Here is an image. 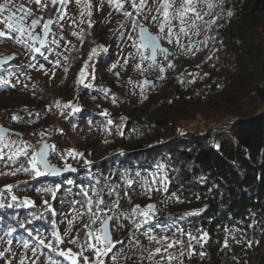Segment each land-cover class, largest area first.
<instances>
[{
    "label": "trees",
    "instance_id": "obj_1",
    "mask_svg": "<svg viewBox=\"0 0 264 264\" xmlns=\"http://www.w3.org/2000/svg\"><path fill=\"white\" fill-rule=\"evenodd\" d=\"M211 2L216 6L208 20L215 17L216 23L210 26L205 37L204 56L194 64L181 61L177 72L164 81V91L160 95L148 94L150 102L141 114L135 111L127 116L122 113L109 116L105 105L94 110L84 103L86 97L108 96L107 83L103 84L100 77L101 70L110 61L108 39L96 31L94 0H88L91 8L86 9V13L91 11V16H86L83 42L77 46L79 52L72 53V70L67 72L70 81L66 89L70 94L46 91L43 108L24 110L21 115L24 120L32 121L29 123L32 130L41 138L48 137V133L54 139L67 138L68 122L86 117L98 121L101 130L115 142L101 159L93 162H89L83 152L75 158L60 156L63 167H76L74 172L60 176H36L31 172L8 175L0 184V202L13 204V207L0 208L1 234L17 239L23 248L28 241L25 250L37 247L46 262L51 256L60 264H70L65 258L38 246L34 237L39 234L47 242L52 239L54 229L63 235L69 223L68 213L76 216L77 211H84L81 205L86 198L82 190L93 200L95 190L105 201L100 205L103 211L98 213L101 219L112 214V225L117 220L122 225L120 235L114 234L115 247L103 257L104 264H113L119 248L125 245L141 247V242L145 241L148 246L153 243L162 246L150 241L149 236L183 241V245L173 247L182 248L184 252L177 264L181 261L182 264H251L253 248L264 244V0ZM228 12L232 15L228 16ZM98 46H105L106 51L102 49L94 58L93 76L87 83H80V72ZM7 86L0 83V91H6ZM195 96L201 101L210 99L211 105L200 108L194 101ZM75 100L80 111L72 110V105L64 107ZM56 102L60 103L59 108ZM61 113L57 124L56 116ZM198 113L204 116L206 128H184L182 123L193 120ZM219 124L229 128L233 140L224 138L217 143L219 134L227 135L219 130ZM133 131L143 133L146 139L130 142ZM22 163H26L25 158L19 159L12 170ZM129 174L136 181L145 177L148 189L119 216L120 203L118 206L111 203L108 191L118 177L125 178ZM69 180L73 183L69 184ZM6 185L13 186L11 191ZM48 189H52L55 196ZM12 196L17 200L12 201ZM25 199L33 204L23 206ZM136 205L140 207L133 213ZM148 205H153L154 210L145 222L139 213ZM192 212L198 214L189 215ZM98 227L99 224L95 228ZM9 230H12L10 234ZM204 232L208 233L206 242L189 239V233L199 238ZM64 239L65 243L59 247L67 250L71 246L67 240L71 238ZM85 255L93 258L91 252ZM256 263L264 264L258 259Z\"/></svg>",
    "mask_w": 264,
    "mask_h": 264
},
{
    "label": "rangeland",
    "instance_id": "obj_2",
    "mask_svg": "<svg viewBox=\"0 0 264 264\" xmlns=\"http://www.w3.org/2000/svg\"><path fill=\"white\" fill-rule=\"evenodd\" d=\"M47 2V0H43ZM88 0H82L80 4H77L76 0H64L63 4H57L52 6L49 4L46 8H40L33 2L29 3L28 0H12L9 4V8L16 15L22 13L18 11L19 7L23 5L25 9H29L32 15L27 18L26 23H30L33 19L41 18V23L35 26V31L42 35V26L47 19H52V32L47 40V45L41 48L44 55L36 53L30 50L25 44L16 43L14 39L0 38V57L8 54L15 53L16 58L10 62L5 69L0 71V79L8 80L10 83L7 86L6 91H0V122L5 126L12 128L14 132H10L3 140H0V149L3 150L4 159L0 160V173H9L16 165L10 163L7 160V156L11 154V149L5 147V145H11L15 142L19 145L21 142H26L38 148L41 145V141L44 139L51 140L52 155L50 160L53 164L62 166V160L60 156L68 155L69 149H74L75 152H82L88 157L89 162L101 159V157L107 153L108 148L114 144L115 139L101 130L100 123L94 119H87L86 117H77L76 119L69 121L66 130L67 138L54 139L51 134L48 133V137L41 138L37 133L32 130V122L29 118L23 119L21 111H36L41 109L46 104L44 97L46 91L62 92L63 95H69L66 87L70 81V75L68 70H72L71 56L79 52L81 41L84 38L85 23H86V8L84 6ZM179 0H177V3ZM5 3V0H0V4ZM95 6L92 10L93 15H97L98 26L96 31L103 34L108 39L109 51L108 55L110 61L106 64V67L101 70L100 81L105 86L107 97H86L85 104L89 108L98 110L100 106H104L105 112L110 116L123 115L127 116L129 113L133 114L137 111L141 114L146 105L150 102L148 94L160 95L164 91V81L168 79L171 74L177 72V67L181 61H187L189 64H194L199 61L207 51V45L204 43L208 27L201 24L199 28V35L189 34L188 36H181L180 44L175 42L172 44L162 41V43L170 48V55L165 59L164 54H159L157 58V65L149 67V62L144 61L143 67L147 68V71H141L136 65L140 63L139 52L134 48L133 40H129V34L133 36L134 40L137 37L138 29L136 32L132 31L131 20H124L122 12H118L114 6L108 3V0H94ZM156 5L153 0H147V8L137 15L129 3L124 4V10L133 12L132 19L137 20L144 26L150 27L153 33H157V23L152 21L151 16L156 15L154 9ZM202 14L208 12L204 5H201ZM148 8L153 9L149 14ZM81 12H85V15L81 16ZM6 11L3 15H7ZM212 10L209 15L204 17L205 21L211 17ZM2 19V17H0ZM81 20L84 22L81 23ZM178 31V29H177ZM78 35H73V33ZM63 37V39H61ZM78 37H82L78 38ZM59 41V45L52 43L53 40ZM138 42V41H137ZM37 47H40L36 43ZM105 47V46H104ZM104 47H96V54L91 55L90 59L85 62L83 67L86 76L83 81H87L93 76L95 72L96 55L100 54ZM191 47V51H189ZM73 53V54H72ZM149 53L145 51V55ZM47 56V59L44 58ZM35 57V59H33ZM67 57V59H65ZM59 60V64L54 62ZM168 63H172L174 67H167ZM44 67L41 68L40 66ZM163 67V71H161ZM67 69V71H65ZM152 80V84L144 83L142 80ZM105 79V80H104ZM201 79V76H200ZM14 85V86H13ZM77 95V94H76ZM147 97V98H145ZM77 99V98H76ZM194 101L198 102L200 108L204 109L211 105L210 99L200 100L198 96H195ZM72 105V110L75 108L81 109L78 100L68 102ZM130 114V115H131ZM59 114L56 116L55 123L58 124L60 120ZM18 117V120H14L12 117ZM66 119V117H65ZM204 116L198 113L193 120L184 121L183 127L189 130H204L206 128ZM54 123V124H55ZM221 124H219L220 126ZM223 125V124H222ZM229 129V128H228ZM131 131V130H130ZM54 131H52V134ZM226 134H219L217 143H220L222 139L233 140L231 132L225 131ZM146 135L139 131L131 132L130 142L137 143L144 141ZM31 154V149L29 150ZM80 156V155H78ZM23 157L20 158V160ZM7 165V166H6ZM8 175H0V184L6 179ZM128 181H131V187H129ZM147 179L139 177L134 180L133 175H127L125 178L118 177L115 184L109 189L111 192V203L118 202L120 207L117 210V214L121 216L124 213L127 205L137 198L147 188ZM93 193V191H92ZM120 209V210H119ZM69 221H72L70 225L67 223L66 229H71L67 239L74 236H79V243H83L85 240L84 224L89 223V217L83 215L81 218H77V215H71L68 213ZM99 224V223H97ZM96 225L93 227L95 228ZM113 233L120 235L122 225L120 222L112 225ZM94 242V241H93ZM115 242L117 239L115 237ZM142 241L140 245H125L118 250V256L113 264H138L145 261V264H169L166 259H162L163 256L172 255L178 257L172 260L170 264H177L178 259L182 258L180 255L183 252L182 248H169L165 254L163 251L160 254L155 255L152 259H149V253L154 252L157 245L150 244ZM162 247V246H160ZM73 251L77 248L76 245L69 247ZM68 248V249H69ZM0 253H4L0 256V264H20L21 260H24V264H32V260H36V264H49L45 261V258L39 252L36 256H33L31 250H25L23 245L13 238H9L0 232ZM251 264H257V259L264 263V244L251 252ZM38 257V259H37ZM140 258V259H139ZM92 259V258H91ZM185 259V258H184ZM150 260V261H149Z\"/></svg>",
    "mask_w": 264,
    "mask_h": 264
},
{
    "label": "snow or ice",
    "instance_id": "obj_3",
    "mask_svg": "<svg viewBox=\"0 0 264 264\" xmlns=\"http://www.w3.org/2000/svg\"><path fill=\"white\" fill-rule=\"evenodd\" d=\"M12 0H5V3L0 4V38L5 39H14L16 43L25 44L30 50L40 53L44 55L41 51V47L45 46L47 43L46 37L50 32V25L53 23V20L49 19L48 21L43 23L42 26V35L35 32V26L41 23V18L33 19L30 23H26L27 18L32 15L31 10L25 9L23 5H21L18 9L22 14L16 15L15 12H12L9 8V4ZM29 3L33 2V0H28ZM35 4H37L40 8H46L49 4L52 6H56L57 4H63L64 0H47V2H43V0H34ZM77 4H80L82 0H76ZM108 3L115 7L118 12H122L124 17L131 20L132 31L137 33V37L134 40L133 36L129 34L128 39L133 40V47L136 48L139 52L140 63L136 65L140 70L147 71L148 69L143 67V62L148 61L149 67L157 65V55L164 54L165 59L170 55L169 50L166 47L162 46V41H166L169 44L176 43L180 44L181 36H188L190 33L193 35H199V28L201 24L205 27L210 28L211 25L216 23V18L214 17L210 21H205L204 17L209 15L211 10L216 6L211 0H153V3L156 5L154 11L156 15H152V21L157 23L158 31L156 34H153L147 27L143 24L139 23L137 20L132 19L133 12L124 10V4L129 3L133 11L139 15L141 14L145 8H147V0H108ZM201 5H204L209 11L203 12L201 10ZM86 9L91 8V4L85 2L84 4ZM149 14L152 13L153 9H147ZM8 12L7 15H3L5 12ZM88 16H91V11H87ZM85 15V12H81V16ZM232 12H228V16H231ZM84 21L81 20V23ZM91 21H89V27H91ZM178 29V31H177ZM73 35H78L77 33H73ZM81 38L82 37H78ZM63 39V37H61ZM138 41V42H137ZM36 43H38L41 47H37ZM52 43L59 45V41L53 40ZM206 43V41H204ZM106 51V49H103ZM191 51V47L188 49ZM145 51L149 54L145 55ZM96 54V50H92V55ZM47 59V56H44ZM91 58V57H90ZM35 59V57H33ZM67 59V57H65ZM55 64H59L60 61L56 60ZM41 68L44 66L41 65ZM167 67L172 68L174 65L172 63H168ZM163 71V67L160 69ZM67 71V69H65ZM86 76V73L82 69L80 72V83H83V78ZM3 84H9L10 81L3 80L0 81ZM14 86V85H13ZM87 86V85H86ZM147 98V97H145ZM56 107H60V103L56 102ZM65 108L71 107L70 104H65ZM50 110V109H49ZM75 111H80L79 108H75ZM63 114V113H61ZM106 114V113H105ZM14 120H18V117L13 116ZM109 123H112L109 121ZM7 132L6 129L0 128V140H3L4 134ZM41 136L44 134L41 133ZM5 147H9L11 149V154L7 156V160L10 163L18 162L21 157L25 158L26 163L20 164L19 168L12 170L9 173H0V175H16L18 172L25 173H34L36 176L45 175V174H59V169L54 166H50L47 160L49 145L41 141V146L39 148H33L32 145L27 144L26 142H21L17 145L15 142H12L11 145H5ZM31 149V154L29 150ZM54 150V146L53 149ZM68 155L75 158L77 155H82L81 153L75 152L74 149H69ZM4 159L3 150L0 149V160ZM7 166V165H6ZM30 166V167H29ZM70 168V166H67ZM158 167H163V165H158ZM43 169V171H41ZM69 184H72L73 181L69 180ZM129 187H131L132 182L128 181ZM12 185H6L5 188L8 191H11ZM167 191V188L164 189ZM47 191L51 192L53 196L55 193L52 189H48ZM150 191V189H149ZM81 194L86 198L84 204L81 207L84 209L83 212L77 211V218H81L83 215H89V223L84 224L83 228L85 229L84 235L85 240L83 243H79V236H74L71 239L67 240V243L76 245L80 250L73 251L71 248L67 250L61 249L59 246L65 243L64 237H67L70 234L71 229H66L61 235L58 230H53L51 233L52 239H49L46 242V238L40 236L39 234L34 237L38 246L48 249L51 252L56 253L58 256L65 258L70 262V264H104L103 257L108 255L109 252L113 250L115 247V243L112 239V234L109 231L108 221L112 219L111 217L105 216L103 219L98 215L99 212H102L103 209L100 205L105 203L104 199L101 197L99 192L93 190V196H95V200H93L92 196H89L87 191L82 190ZM109 195L112 193L109 192ZM175 196V193L172 194ZM12 201H16L17 197L12 196ZM48 202L45 201V204ZM33 202L29 199H25L23 202V206H31ZM117 204L118 202H114ZM19 206V205H17ZM4 207H13V204L5 205L3 202H0V208ZM95 207V211L93 210ZM139 205H136L132 212L136 213L139 209ZM153 205H148L145 210L141 211L139 215L145 218V222H147V218L150 216ZM197 212L189 213V215H196ZM99 223L100 227L94 228L93 226ZM69 224H72V221H69ZM12 230H9V234ZM32 234L29 233V236ZM190 240L207 241L208 233L204 232L202 236L197 238L196 236H192L190 233ZM150 241H155L157 244H161L162 247L155 248L154 252L149 253V259H152L155 255L163 253H167L169 248H173L176 245H183V241L177 239L174 242L169 239L167 236L160 237L157 239L155 236H149ZM94 241V242H93ZM122 243V242H118ZM24 247L28 248V241L24 242ZM225 247H227V241H225ZM249 247H251V243H249ZM189 248L191 245L189 244ZM33 256H36L38 251L37 247H33L31 249ZM85 252H91L93 254V258L90 259L88 255H85ZM192 253L189 252V255ZM4 253H0V256H3ZM181 256L184 255V252L180 253ZM203 255V253H201ZM38 259V257H37ZM162 259H166L169 264L172 260L177 259V257L172 255L163 256ZM49 264H60V262L52 259L51 256L48 257ZM20 264H24V260L22 259ZM32 264H36V260H32ZM182 264V261H181Z\"/></svg>",
    "mask_w": 264,
    "mask_h": 264
},
{
    "label": "water",
    "instance_id": "obj_4",
    "mask_svg": "<svg viewBox=\"0 0 264 264\" xmlns=\"http://www.w3.org/2000/svg\"><path fill=\"white\" fill-rule=\"evenodd\" d=\"M48 20H49V19H47V21H48ZM51 20H52V19H51ZM52 24H53V23H52ZM52 24L50 25V32H49V35H50L51 32H52ZM145 27H147V28L149 29V31H151V29H150L149 26L145 25ZM35 32H36V31H35ZM151 32H152V31H151ZM36 33L40 34L39 32H36ZM152 33H153V32H152ZM153 34H155V33H153ZM49 35L46 37V40H48ZM161 43H162V42H161ZM37 44H38V43H37ZM38 45H39V44H38ZM46 45H47V43H46ZM46 45H45V46H46ZM39 46H40V45H39ZM45 46H43V47H45ZM162 46H163V47H166V48L170 51V48H169L168 46L164 45L163 43H162ZM40 47H41V46H40ZM41 48H42V47H41ZM158 55H159V54H158ZM158 55H157V58H158ZM15 58H16V54H15V53L8 54V55H5V56H3V57H0V71H1V70H2L7 64H9L10 62H12ZM142 81H143L144 83H147V84H152V83H153L152 80H147L146 78H144ZM0 128H3V129H6V130H7V132L4 134V137H6L10 132H14V130H13L12 128H9V127L5 126V125L2 124L1 122H0ZM43 142H44V143H47V144L49 145V150H48V155H47V160H48L49 165H50V166H54V167H56L57 169L60 170V171H59V174H56V175H54V174H48V175H50V176H60V175H63V174H65V173H67V172H74V171L77 170L76 167H71V166H70V168H69V167H62V166H59V165L53 164V163L51 162V160H50V157H51V155H52L51 140H50V139H44ZM40 146H41V145H40ZM40 146H39V147H40ZM39 147H38V148H39ZM152 209L154 210V207H153ZM107 217H111V218H112V214L109 215V216H107ZM108 225H109V231H110L111 234H112L113 242L115 243L114 233H113V229H112V219H110V220L108 221Z\"/></svg>",
    "mask_w": 264,
    "mask_h": 264
},
{
    "label": "built area",
    "instance_id": "obj_5",
    "mask_svg": "<svg viewBox=\"0 0 264 264\" xmlns=\"http://www.w3.org/2000/svg\"><path fill=\"white\" fill-rule=\"evenodd\" d=\"M219 130L222 131V132H225V131H228L229 129H228V127H227L226 125H224V124L222 125V124H221V125L219 126Z\"/></svg>",
    "mask_w": 264,
    "mask_h": 264
}]
</instances>
